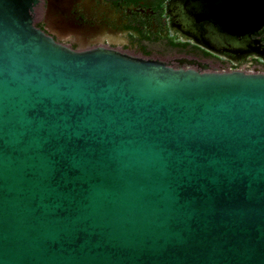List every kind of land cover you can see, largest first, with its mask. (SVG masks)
I'll list each match as a JSON object with an SVG mask.
<instances>
[{
    "label": "water",
    "instance_id": "water-1",
    "mask_svg": "<svg viewBox=\"0 0 264 264\" xmlns=\"http://www.w3.org/2000/svg\"><path fill=\"white\" fill-rule=\"evenodd\" d=\"M38 1L0 0V264H264V71L77 50ZM170 12L215 53L261 54L264 0Z\"/></svg>",
    "mask_w": 264,
    "mask_h": 264
},
{
    "label": "flooded vegetation",
    "instance_id": "flooded-vegetation-1",
    "mask_svg": "<svg viewBox=\"0 0 264 264\" xmlns=\"http://www.w3.org/2000/svg\"><path fill=\"white\" fill-rule=\"evenodd\" d=\"M51 1H57L49 12ZM171 0H39L34 22L74 49L106 46L174 67L264 71V26L253 34L261 54L221 49L215 53L174 24Z\"/></svg>",
    "mask_w": 264,
    "mask_h": 264
}]
</instances>
